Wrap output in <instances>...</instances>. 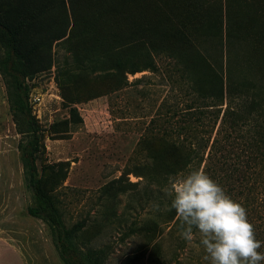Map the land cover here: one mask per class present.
<instances>
[{"label":"rangeland","instance_id":"obj_1","mask_svg":"<svg viewBox=\"0 0 264 264\" xmlns=\"http://www.w3.org/2000/svg\"><path fill=\"white\" fill-rule=\"evenodd\" d=\"M0 18L35 47L41 70L27 83L41 128L37 170L65 227L81 224L79 247H104L106 264H210L200 237L184 240L180 221L173 222L170 179L159 185L141 176L144 165L159 172L174 158L172 143L195 147L200 138L208 143L189 171L203 168L241 203L264 241V164L255 162L258 149L264 151L255 139L259 119L252 111L234 128L227 114L219 126L226 103L237 108L245 95L256 98L264 82V0H0ZM225 22L244 37L234 39L229 66L252 86L206 106L203 57L223 72ZM4 55L0 36V59ZM114 58L141 70L130 73L127 64L124 80L110 68ZM150 58L154 68H144ZM191 64L199 92L185 68ZM7 83L0 71V187L13 191L20 210L34 199L23 180ZM192 106L205 111L202 124Z\"/></svg>","mask_w":264,"mask_h":264},{"label":"trees","instance_id":"obj_2","mask_svg":"<svg viewBox=\"0 0 264 264\" xmlns=\"http://www.w3.org/2000/svg\"><path fill=\"white\" fill-rule=\"evenodd\" d=\"M229 26V23L227 24L225 22L224 34L221 36L219 34L220 42L226 44L225 59L227 62L223 72L221 68V72L218 73L211 63L203 57V61H205V66L207 68L206 75L208 76V87L206 88L207 91L205 96L210 99L211 103L206 106L215 107L217 105H222L224 99H227V96L235 95V89L238 90L239 94H242L240 96H243L242 87L246 84L251 85V82L248 83L249 79L237 75L236 72L233 71L234 69L229 66L230 51L233 47L234 39L240 41L244 38L242 35H236ZM0 36L3 39L5 47V55L0 59V71L8 79V110L15 124L17 133L21 134L17 142L19 160L22 165L24 183L34 199V202L27 206V212L31 216L40 218L48 225L55 250L63 264H106L105 259L107 252L104 247L82 249L78 246L75 236L81 224L76 223L69 228L65 227L52 199L45 192L42 179L38 174L36 159L42 147L41 128L32 113V106L29 99L30 89L27 83V79L32 77L35 72L41 70L38 65L37 57L35 56V47L30 45L24 35L20 34V30L17 26H12L1 18ZM198 36L199 38L201 37L200 34ZM261 63L262 71H264V55ZM127 64L131 66V69L128 71L130 73L141 70L133 61L127 62L121 58L112 59L110 68L113 69V72L118 75V77L126 80L124 73ZM143 66L144 68H154L152 59L150 58ZM195 66L196 65L191 64L186 65L185 68L188 74H192L189 75L191 77L192 88L199 92L202 87L195 76ZM260 89L261 90L256 94V98L248 99L246 95L241 98L237 105L239 109L231 107L226 103L219 121L220 126L225 120L224 116L227 114L231 115L232 119L230 121V126L235 128L236 125L242 124V121L239 123L240 119L245 118L246 114H250L254 111V115L259 119V123H256L257 128L255 130V139L258 147H262V144H264V82H262ZM229 103H231V101ZM69 110L70 115L75 118L74 121H81V117L78 115L75 107H70ZM190 110L192 112L198 110L196 111L198 114L195 119L202 124L205 111L196 106H192ZM215 111L218 117V113L221 111L220 107H217ZM215 119L217 121V118ZM201 140L200 138L197 141L195 147L191 143H183L182 141L178 144L172 143L169 148L172 156L174 154V158L169 162H162L159 172H155L151 170V167L144 165L141 176L146 179L155 177L158 184L162 185L177 174L181 175L187 173L191 166L190 162L196 157L200 147H205L208 143V138L206 141H203V143ZM215 142L216 140L213 138L210 147ZM258 150V153L255 155V162L258 168H262L264 164V151L261 149ZM155 174L158 175L155 176ZM168 204L171 206V199L168 201ZM172 211L171 216L173 222L180 221L175 209H172Z\"/></svg>","mask_w":264,"mask_h":264},{"label":"clouds","instance_id":"obj_3","mask_svg":"<svg viewBox=\"0 0 264 264\" xmlns=\"http://www.w3.org/2000/svg\"><path fill=\"white\" fill-rule=\"evenodd\" d=\"M171 208L180 220V236L200 237L210 264H261L264 241L256 238L245 207L226 194L203 168L170 178ZM152 208L159 210L153 203ZM195 230V231H194Z\"/></svg>","mask_w":264,"mask_h":264},{"label":"crops","instance_id":"obj_4","mask_svg":"<svg viewBox=\"0 0 264 264\" xmlns=\"http://www.w3.org/2000/svg\"><path fill=\"white\" fill-rule=\"evenodd\" d=\"M12 192L0 187V264H63L48 225L27 206L18 210Z\"/></svg>","mask_w":264,"mask_h":264}]
</instances>
